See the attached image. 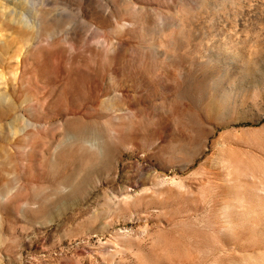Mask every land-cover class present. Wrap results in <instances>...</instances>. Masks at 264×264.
<instances>
[{"label":"rangeland","instance_id":"rangeland-1","mask_svg":"<svg viewBox=\"0 0 264 264\" xmlns=\"http://www.w3.org/2000/svg\"><path fill=\"white\" fill-rule=\"evenodd\" d=\"M0 264H264V0H0Z\"/></svg>","mask_w":264,"mask_h":264}]
</instances>
